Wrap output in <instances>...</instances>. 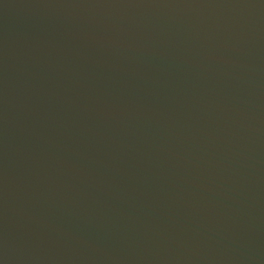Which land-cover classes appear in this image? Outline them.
<instances>
[{
  "label": "water",
  "instance_id": "1",
  "mask_svg": "<svg viewBox=\"0 0 264 264\" xmlns=\"http://www.w3.org/2000/svg\"><path fill=\"white\" fill-rule=\"evenodd\" d=\"M0 264H264V0H0Z\"/></svg>",
  "mask_w": 264,
  "mask_h": 264
}]
</instances>
